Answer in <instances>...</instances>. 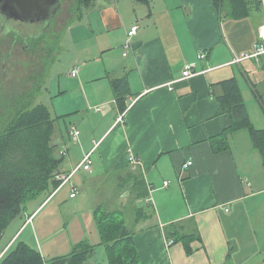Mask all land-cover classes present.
I'll use <instances>...</instances> for the list:
<instances>
[{
  "label": "crops",
  "instance_id": "0c3cea01",
  "mask_svg": "<svg viewBox=\"0 0 264 264\" xmlns=\"http://www.w3.org/2000/svg\"><path fill=\"white\" fill-rule=\"evenodd\" d=\"M262 1L261 10L242 19L224 15L213 0H96L86 9L87 26L69 27L72 65L54 94L53 116L60 118L52 143L62 159L57 173L72 172L87 154L91 170L81 167L65 185L48 189L31 213L27 205L25 221L2 251L65 187L59 204L68 200L74 215L83 195L80 185L120 173L118 178L129 180L100 204L134 213L129 225L144 264H264V155L247 128L228 135L226 150L216 152L212 142L232 122L219 99L228 79L236 78L252 124L264 129V54L235 61L260 40ZM135 24L138 31L129 37ZM226 30L239 42H231ZM200 52L206 56L199 58ZM188 63L196 74L183 78ZM120 78L127 79L129 91L118 99L114 84ZM72 125L80 130L78 141L69 132ZM132 154L140 165L130 163ZM188 160L193 163L184 169ZM134 170L152 187L151 201L130 202ZM141 205H149L152 215L137 219ZM94 212L84 213L90 214L88 231L74 247L88 240L96 251L104 250ZM73 217L63 224L70 226ZM75 222L81 230V221ZM173 226L193 237L169 245ZM35 246L47 256L39 240Z\"/></svg>",
  "mask_w": 264,
  "mask_h": 264
},
{
  "label": "trees",
  "instance_id": "16d2710c",
  "mask_svg": "<svg viewBox=\"0 0 264 264\" xmlns=\"http://www.w3.org/2000/svg\"><path fill=\"white\" fill-rule=\"evenodd\" d=\"M95 1L75 0V5L72 6L73 17L67 21L60 33H56L55 41H46L44 48L48 52L49 60L45 61L43 71L39 74L42 78L41 84L54 56L60 51L63 34ZM213 2L222 11L226 10L227 15L233 19L248 17L255 10H261L263 5L262 0H213ZM45 37V33L41 34L30 49H35V45H39ZM39 76L34 81L36 84L34 92L22 94L30 101L24 102V98L18 102L12 100L9 102L10 106L5 102L0 103V240L12 221L26 211L29 201L38 198L48 189H57L61 184L55 177L62 159L56 156L52 143L55 124L60 117H54L45 104L31 103L34 93L40 86L42 88L38 82ZM222 86L225 93L219 97L221 110L230 114L232 122L223 133L212 139L214 150L220 152L228 149V135L247 128L251 132L254 145L264 155V129H257L252 124L236 78L224 81ZM114 87L118 99L128 94L129 85L126 78L118 79ZM3 94L0 87V97ZM131 177L132 182L128 187L130 202L135 204L139 199H149L150 187L143 174L134 170ZM152 213L153 209L149 205L137 206L135 210L137 219L147 218ZM127 215V208L122 206L99 204L95 207L94 217L101 237L100 245L104 246L106 254L105 262L96 261L94 258L96 245L88 240L81 241L66 255L45 258L38 248L28 242L19 241L14 245L17 241L15 239L5 252L0 250V264H144ZM192 237L181 232L176 226L167 232V239L173 242L182 240L188 242Z\"/></svg>",
  "mask_w": 264,
  "mask_h": 264
},
{
  "label": "rangeland",
  "instance_id": "374dc122",
  "mask_svg": "<svg viewBox=\"0 0 264 264\" xmlns=\"http://www.w3.org/2000/svg\"><path fill=\"white\" fill-rule=\"evenodd\" d=\"M75 5V0H61V7L58 14L54 17L53 24L49 28V32H58L60 33L66 26L67 21L72 16V6ZM224 15L227 14L226 10L223 11ZM253 17V15H252ZM82 19V20H81ZM76 19L73 24H81L87 26V14L82 15V18ZM71 23V24H72ZM69 25V27L71 26ZM69 27L63 34V38L60 41V51L54 56V60L49 68L47 74H45V79L43 80L42 88L34 93L33 99H31L32 105L45 104L49 107L52 115L55 113V108L57 107L56 102L54 101V94L57 91L58 80L60 76H63L68 72V68L72 65V56L70 49V38L71 33ZM85 29V28H84ZM241 35L245 36V30H248V23L245 22L243 27H240ZM226 33L231 42H239V36H232L226 30ZM12 37L4 38L0 42V87L3 89V96L0 97V103H4L8 106L9 102L21 101L27 92L33 93L36 89V84L34 81L38 78L39 74L43 71V64L45 61L49 60V55L46 49H43V46L37 51L34 49H24L22 43L18 42L12 46ZM48 55V56H47ZM53 72V73H52ZM42 81L41 76H39L38 82ZM41 82L39 85H42ZM41 88V90H40ZM2 93V92H1ZM30 101L29 99L24 98V102ZM120 173L112 175L110 178L98 177L96 182L93 181L90 184L80 185V192L83 195L79 196L81 201L79 202L78 210H76L74 215L70 214L71 204L67 200L66 204L59 201L62 199L64 192H66V187L61 193H59L55 199L46 204L47 207L37 216L35 222L31 224L25 231H21L18 237L16 238L14 245L28 239L30 244L33 247L35 243L39 240V243L45 247L47 256L45 258L54 257V255H66L70 253L76 244L74 241L80 239L87 231L86 219L90 218V214L84 216L85 212H89L92 209L102 203L104 198H109L113 195L114 191H117L129 180L127 178H118ZM107 179V180H106ZM114 181H117L115 183ZM49 194L46 190L42 194L27 203L28 211L31 213L37 204L41 203L45 197ZM128 196V195H127ZM130 196V194H129ZM64 198V197H63ZM98 200L100 202H98ZM45 206V205H44ZM43 206V207H44ZM114 207H117L116 205ZM119 207V206H118ZM132 210V208L130 209ZM132 212V211H131ZM129 211V221L132 223V214ZM24 214L18 215L10 224L7 229V233L0 240V250L4 248L8 239L15 233L16 229L20 226L21 223L25 221ZM131 215V216H130ZM74 216L73 220L70 222V226L63 224L62 219H68V217ZM35 217V215H34ZM33 217V218H34ZM77 220H80L82 223V229L79 230L76 227ZM86 223V224H85ZM12 226V227H11ZM95 233L97 228L94 229ZM28 242V241H26ZM28 242V243H29ZM73 243V245H72ZM99 247L95 252L96 261L103 262L102 258L106 257L105 251ZM49 255V256H48Z\"/></svg>",
  "mask_w": 264,
  "mask_h": 264
},
{
  "label": "water",
  "instance_id": "95a60500",
  "mask_svg": "<svg viewBox=\"0 0 264 264\" xmlns=\"http://www.w3.org/2000/svg\"><path fill=\"white\" fill-rule=\"evenodd\" d=\"M60 7L61 0H0V42L11 30L20 37L40 35Z\"/></svg>",
  "mask_w": 264,
  "mask_h": 264
},
{
  "label": "built area",
  "instance_id": "2783aa9c",
  "mask_svg": "<svg viewBox=\"0 0 264 264\" xmlns=\"http://www.w3.org/2000/svg\"><path fill=\"white\" fill-rule=\"evenodd\" d=\"M138 28L139 26L137 24L133 25L131 27V29L128 31V35L129 37L133 36L134 34L137 33L138 31ZM259 35H260V40L255 44L254 46V51L253 52H250V53H243L241 54L240 57L236 58L235 61H240V60H243V59H246V58H252V57H257V56H260L262 54H264V26L260 28V31H259ZM130 45V39L128 38V41H127V44L126 46H129ZM206 56V53L205 52H200L199 53V58H203ZM196 74V70L193 66V64L191 63H188L185 65L184 67V70H183V73H182V77L183 78H189L193 75ZM71 75L72 76H76L77 75V70L74 69L72 70L71 72ZM123 119V117L120 118V121ZM69 132L73 138L74 141H78L79 140V136H80V130L78 129L77 126H74L72 125L69 129ZM130 163L135 167V166H138L140 165V159L135 156V155H130ZM193 161L192 160H188L185 164H184V169H187L189 168L191 165H192ZM81 167H84L85 170H91V159H90V154H87L85 156V158L83 159L82 163L79 164L71 173L69 174H65V173H57L56 174V178L58 180L61 181V186L65 185L67 182L70 181L71 177L73 176V174L78 171ZM167 184V182H165ZM150 187V192L152 190V187ZM76 191L77 189L74 188V191L72 192V196H75L76 195ZM148 201H151L150 198L148 199ZM32 218L29 217L28 220H31ZM173 242L172 240H168V244L171 245Z\"/></svg>",
  "mask_w": 264,
  "mask_h": 264
},
{
  "label": "flooded vegetation",
  "instance_id": "af4514ba",
  "mask_svg": "<svg viewBox=\"0 0 264 264\" xmlns=\"http://www.w3.org/2000/svg\"><path fill=\"white\" fill-rule=\"evenodd\" d=\"M51 24H53V20H52ZM51 24L48 25V27H46V29L42 33H40V35L45 33L46 37H45L44 40H41L39 42V45H35V47H34L35 49L34 50L38 51L42 47V45L45 46L46 45L45 44L46 41H55L56 32H49L48 31L49 28L51 27ZM18 34L19 33L17 31L11 30V31H8L5 36H3V39L4 38L6 39V38H8V36H11L12 37V40H11L12 41V46H14L16 43L20 42V43H22V46L26 50V49L31 48V46L34 45L39 40L37 38L40 36V35H38V37H37V36L31 35V36H28V37H20V36H18ZM44 46H43V49H45Z\"/></svg>",
  "mask_w": 264,
  "mask_h": 264
},
{
  "label": "bare ground",
  "instance_id": "6f19581e",
  "mask_svg": "<svg viewBox=\"0 0 264 264\" xmlns=\"http://www.w3.org/2000/svg\"><path fill=\"white\" fill-rule=\"evenodd\" d=\"M71 173V172H70ZM69 174V173H68ZM56 178V177H55ZM57 179V178H56ZM58 180V179H57ZM61 185V184H60ZM58 188H60V186L58 187Z\"/></svg>",
  "mask_w": 264,
  "mask_h": 264
}]
</instances>
